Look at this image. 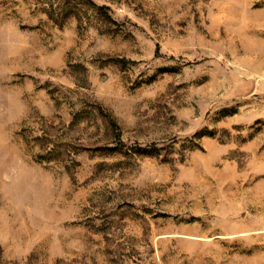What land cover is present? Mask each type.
Here are the masks:
<instances>
[{
	"label": "rangeland",
	"instance_id": "374dc122",
	"mask_svg": "<svg viewBox=\"0 0 264 264\" xmlns=\"http://www.w3.org/2000/svg\"><path fill=\"white\" fill-rule=\"evenodd\" d=\"M0 264H264V0H0Z\"/></svg>",
	"mask_w": 264,
	"mask_h": 264
},
{
	"label": "trees",
	"instance_id": "16d2710c",
	"mask_svg": "<svg viewBox=\"0 0 264 264\" xmlns=\"http://www.w3.org/2000/svg\"><path fill=\"white\" fill-rule=\"evenodd\" d=\"M89 1H92V0H89ZM113 125H114V126H116V123H115V122H113Z\"/></svg>",
	"mask_w": 264,
	"mask_h": 264
}]
</instances>
